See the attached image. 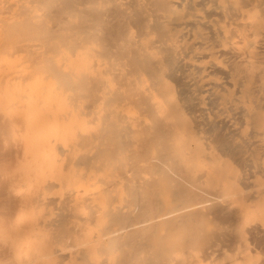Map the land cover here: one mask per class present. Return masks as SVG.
Masks as SVG:
<instances>
[{
    "label": "bare ground",
    "instance_id": "bare-ground-1",
    "mask_svg": "<svg viewBox=\"0 0 264 264\" xmlns=\"http://www.w3.org/2000/svg\"><path fill=\"white\" fill-rule=\"evenodd\" d=\"M0 264H264V0H0Z\"/></svg>",
    "mask_w": 264,
    "mask_h": 264
}]
</instances>
